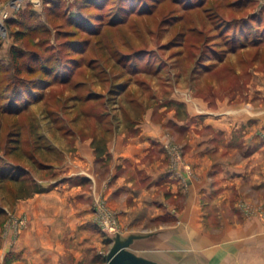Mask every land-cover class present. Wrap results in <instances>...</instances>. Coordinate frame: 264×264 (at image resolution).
<instances>
[{
    "label": "rangeland",
    "instance_id": "374dc122",
    "mask_svg": "<svg viewBox=\"0 0 264 264\" xmlns=\"http://www.w3.org/2000/svg\"><path fill=\"white\" fill-rule=\"evenodd\" d=\"M127 3L124 11V0H106L98 8L88 0H0V246L8 248L3 264L17 259L48 264L44 250L33 254L34 239L25 233L49 227L42 219L51 209L38 208L31 218L26 211L17 212V203L59 185L72 161L96 154V146L104 153L109 140L122 132L129 135L150 108L166 120V132L175 143L164 147L173 159L182 156L180 143L189 140L199 123L202 132L216 134L213 159L225 160L227 172L234 176L241 170L245 178L239 187L248 190L235 198L239 214L264 218V0ZM14 47L35 52L37 63L60 67L41 93L28 89L40 72L17 71ZM23 61L33 63L28 55ZM63 76L68 80L62 82ZM20 95L34 99L17 109ZM222 115L232 127L227 137L213 126ZM98 168L104 176L111 174L110 166ZM12 173L22 180L13 182ZM35 181L40 191L12 198L13 187L31 189ZM57 192L65 196L63 186ZM166 199L174 205L160 207L162 214L143 223H122L102 197L94 199V219L82 227L88 233L87 264H105L116 233L176 223L183 200L176 203L172 193ZM203 210L204 230L224 226L223 206ZM162 246L169 244H159L158 253ZM131 248L156 253L136 244ZM260 258L264 263V256Z\"/></svg>",
    "mask_w": 264,
    "mask_h": 264
},
{
    "label": "crops",
    "instance_id": "0c3cea01",
    "mask_svg": "<svg viewBox=\"0 0 264 264\" xmlns=\"http://www.w3.org/2000/svg\"><path fill=\"white\" fill-rule=\"evenodd\" d=\"M152 110L148 109V114L134 125L129 135L122 132L109 140L107 149L97 158L98 167L110 166L111 174L104 176L101 168L92 166L96 154L90 152L72 161L65 180L59 185L17 203V212L26 211L31 218L38 208L51 209V215L41 217L49 227L43 226L45 229H38L36 234L25 233L34 239L33 254L44 250L42 255L48 257V264H87L88 233L82 227L94 219L91 211L94 199L102 197L103 202L116 210L122 223L126 220L143 223L148 216L152 220L162 214L160 207L168 209L174 205L166 199L172 193L176 203L183 200L178 221L154 230L132 228L127 235L145 236L134 239L130 248L136 244L142 251L156 252L140 254L161 264H264L260 258L264 256V218L239 214L235 198L238 193L246 194L247 187H239L245 178L241 170L234 176L227 172L225 160L213 159L216 134L202 132L204 126L198 122L189 140L180 143L182 156L173 159L164 146L175 140L166 132L165 118L154 116ZM221 117L213 121V126L222 128L227 137L232 127L227 125L226 115ZM87 144L90 145V139ZM62 186L64 197L57 192ZM211 204L225 209L221 214L224 226L215 231L201 226L207 213L203 208ZM154 206L158 210L154 211ZM21 239L16 242L18 247ZM163 243L169 246H162V252L158 253V245ZM7 252V246L2 243L0 264ZM71 257L75 258L73 262ZM10 264L22 262L17 259Z\"/></svg>",
    "mask_w": 264,
    "mask_h": 264
},
{
    "label": "trees",
    "instance_id": "16d2710c",
    "mask_svg": "<svg viewBox=\"0 0 264 264\" xmlns=\"http://www.w3.org/2000/svg\"><path fill=\"white\" fill-rule=\"evenodd\" d=\"M91 2V5L95 6V7H100L101 3L105 2L106 0H88ZM128 0H124V4L121 5V9H123L124 11L127 10V3ZM106 6V5H105ZM100 19H99V23H100ZM21 31L17 32V35H20ZM11 54H12V60L14 61L15 65H17V71L22 70L27 72L28 74H34L36 72H40L39 75L33 77V79H30V87L28 88L30 90L31 93H41L43 91V88L51 82V80H53V78H55L56 74L60 72V67H58L57 65H53L48 64V63H37V60L32 56L36 55L35 52L28 53L25 51H22L21 49H17V48H12L11 49ZM25 55H28L29 58L33 61V63H25L24 65V61H23V57ZM24 66V67H22ZM60 80H62V82H65L68 80L67 76H63L60 78ZM24 81L22 83H19V85H23ZM24 92L26 94L27 90H24ZM29 92V91H28ZM120 92V89H117L118 93ZM34 99V97H26L25 100H23V96L20 95L19 97L16 98V104L17 105V109H23L25 108V105L27 103H29L30 101H32ZM133 100V98H131V101ZM22 102V103H20ZM134 130V125L132 126V130ZM18 132V131H17ZM15 140H18L17 135L15 137H13ZM106 141V140H105ZM95 152L97 157L99 158L100 155L103 153L101 152L102 150H99V147H95ZM103 148V147H102ZM20 176V175H19ZM9 178L13 181V182H17L18 180L21 181L22 179H19L20 177H16L13 173L9 174ZM27 190H25L24 188L20 189L18 187V185H16V187H13V189L11 190V192H13L14 196L12 197L13 199L15 198H19V197H24V196H28L31 195L34 191H40L41 187H36V181L34 182V186H32V188L30 189L29 187Z\"/></svg>",
    "mask_w": 264,
    "mask_h": 264
},
{
    "label": "water",
    "instance_id": "95a60500",
    "mask_svg": "<svg viewBox=\"0 0 264 264\" xmlns=\"http://www.w3.org/2000/svg\"><path fill=\"white\" fill-rule=\"evenodd\" d=\"M144 236V234L139 233H130L127 236L116 233L113 243L106 253L105 264H161L156 260L138 254L130 248L134 239Z\"/></svg>",
    "mask_w": 264,
    "mask_h": 264
}]
</instances>
